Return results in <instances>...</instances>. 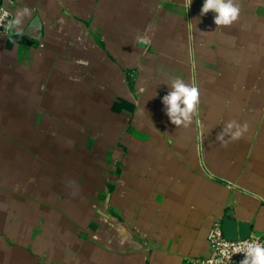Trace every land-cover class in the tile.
Masks as SVG:
<instances>
[{
    "label": "crops",
    "instance_id": "1",
    "mask_svg": "<svg viewBox=\"0 0 264 264\" xmlns=\"http://www.w3.org/2000/svg\"><path fill=\"white\" fill-rule=\"evenodd\" d=\"M203 3L0 0L31 10L0 36V264H191L226 216L264 236V0L227 27ZM229 121L248 131L222 146Z\"/></svg>",
    "mask_w": 264,
    "mask_h": 264
},
{
    "label": "clouds",
    "instance_id": "2",
    "mask_svg": "<svg viewBox=\"0 0 264 264\" xmlns=\"http://www.w3.org/2000/svg\"><path fill=\"white\" fill-rule=\"evenodd\" d=\"M192 0H186L189 7ZM214 12V23L217 26H231L238 21L241 6L238 0H204L201 14ZM7 15V14H5ZM31 16V10L27 7L18 11L15 17L8 21L6 31L13 34L21 35L23 33L22 25L26 17ZM139 43L150 45L151 40L148 36L138 38ZM170 91L163 96L162 103L165 106L164 110L172 124L178 127H189L193 123L194 117L198 114L200 104L199 88L192 83H188L182 78L176 77L167 83ZM142 91V90H141ZM248 131V125L240 124L237 121L227 122L222 131L217 134L216 140L222 145L227 146L231 141H238L243 138ZM243 253L244 259L240 264H264V244H261L257 239L245 240L240 246H235L233 254ZM232 254V255H233ZM229 261L232 255L225 253Z\"/></svg>",
    "mask_w": 264,
    "mask_h": 264
},
{
    "label": "built area",
    "instance_id": "3",
    "mask_svg": "<svg viewBox=\"0 0 264 264\" xmlns=\"http://www.w3.org/2000/svg\"><path fill=\"white\" fill-rule=\"evenodd\" d=\"M11 19H13L11 10L4 5H0V36H8L11 34L9 31H6L5 27L8 21ZM222 224L223 220L216 222L209 232V257L206 259H195L191 264H240V261L245 257L243 253L233 254L235 246H240L244 243L245 240L252 239H257L261 244H264V236H257L252 234L245 240H228L224 235ZM225 253H227L228 255L233 254L230 261Z\"/></svg>",
    "mask_w": 264,
    "mask_h": 264
},
{
    "label": "water",
    "instance_id": "4",
    "mask_svg": "<svg viewBox=\"0 0 264 264\" xmlns=\"http://www.w3.org/2000/svg\"><path fill=\"white\" fill-rule=\"evenodd\" d=\"M222 227L225 237L231 241L245 240L252 234L251 224L238 221L229 216L223 219Z\"/></svg>",
    "mask_w": 264,
    "mask_h": 264
}]
</instances>
